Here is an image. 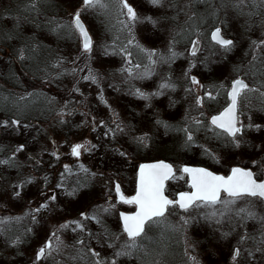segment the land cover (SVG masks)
I'll list each match as a JSON object with an SVG mask.
<instances>
[{
	"label": "rangeland",
	"instance_id": "374dc122",
	"mask_svg": "<svg viewBox=\"0 0 264 264\" xmlns=\"http://www.w3.org/2000/svg\"><path fill=\"white\" fill-rule=\"evenodd\" d=\"M198 1L162 0L160 5H153L150 0H126L138 16L137 20L130 21L127 9L120 0H100L98 5L91 7H83V0H67L69 6L73 5L67 27L71 28V36L79 50H65L66 54L69 52L68 58L59 62L57 67L60 71L65 70V74L59 80H53L56 84L44 81L17 90L23 97L27 94L42 97L51 105L53 114L42 113L44 101L41 100L39 108L31 107L44 116L29 120L36 133L31 137L25 129L19 132L18 123L12 124L11 121V134H1L7 120L0 117V251L4 252L0 264H96L97 261L100 264H115L119 257L115 253L122 248L117 245L119 240L116 233L114 235L108 231L112 230L111 223L117 229L118 210L127 207L116 201L113 182L118 181L126 195L134 194L139 164L165 159L175 168L174 174L166 181L165 193L175 200L176 192L190 189L182 165H202V146L210 153V160L213 159L215 146L202 143V103H197V97L200 95L202 98L204 91L202 59L208 56L202 40V7ZM221 1L234 5V0H218L222 13H227L230 5L224 6ZM236 1L244 8L241 0ZM258 1L260 3L256 4L254 0V8L258 6L263 9L264 0ZM76 13L80 14L91 35L88 51L84 50L81 36L73 23ZM194 18L196 23L187 27L189 20ZM220 26L222 28L221 23ZM223 31H226V27ZM193 39L201 41V47L195 54L189 50ZM204 48L205 53L202 52ZM226 53L224 51L222 54ZM55 58H61L59 51ZM10 63H6L5 59L0 61L5 66ZM57 63L55 61V65ZM14 64L19 67L16 60ZM192 76L197 77V83L192 82ZM126 86L136 90L129 93ZM135 92L145 96L143 102L152 104L147 107L157 108L152 111L157 123L153 130H149L145 124L138 129L133 121L126 120L122 98L128 97L127 101L134 103V99H138ZM138 103L135 104L140 105ZM26 108L29 107L17 108L16 115L26 113ZM173 108L183 109L176 119L168 112ZM205 133L211 136L210 139L223 138L219 133L213 134L208 127ZM171 136L177 140L171 139L169 145ZM28 140L31 145L26 144ZM155 140L158 146L153 150ZM76 143L83 147L80 154L74 156L71 149ZM137 144L144 150L154 152L146 156L149 158L136 159L130 150L122 148ZM26 146L34 148L27 150ZM156 151L159 154H155ZM55 152H60V156H56ZM185 154L198 156V162L184 161ZM40 162L50 164L60 177L64 174L69 176L65 184H61V187L58 185L55 200L45 202L44 207L40 205V168L35 167ZM61 166L65 169L62 170ZM67 170L70 172L67 173ZM216 172L226 174L227 170ZM75 181H85L83 187L87 188L76 186ZM107 196L112 197L108 200ZM223 196L227 195L222 194L220 202L208 204L203 210L200 201L196 202L200 204L199 207L190 206L187 209L180 208L178 204L170 205L163 216L151 221L141 236V239L149 236L153 241L152 247H147L150 264H246L247 260L240 254L263 252L264 200L248 196L223 199ZM61 204H73L77 209H69L58 215L64 211L57 208ZM81 209L85 212L90 209L91 215L80 216ZM237 214L250 226L245 228L254 230V233H242V226L240 234L232 235L226 230L229 224L223 226V221L232 219V222ZM75 217L77 231L70 228V221ZM77 223L81 227H77ZM203 223L212 228L211 241H208L210 250L206 252L202 243ZM65 224L68 226L62 227ZM104 228L108 230L106 237L103 235ZM256 230H259L258 235ZM231 239L232 243L238 240V245H231ZM47 242L51 247L46 248L44 256L37 260V252ZM143 244L142 241L141 252L139 250L142 254L146 253ZM113 246L115 253H112L110 262L106 255L108 248L112 249ZM89 247H93V251ZM234 247L238 248L236 256H233ZM93 252L99 255L93 256ZM133 257L134 252L128 256L129 259ZM166 257L171 262H166ZM191 257L196 260L193 261Z\"/></svg>",
	"mask_w": 264,
	"mask_h": 264
},
{
	"label": "trees",
	"instance_id": "16d2710c",
	"mask_svg": "<svg viewBox=\"0 0 264 264\" xmlns=\"http://www.w3.org/2000/svg\"><path fill=\"white\" fill-rule=\"evenodd\" d=\"M217 1L218 0H207V2H202V40L206 44L205 47L208 54V56L206 55L207 59H202V72L204 73L206 79L211 78L214 80L218 79L216 78V74H213V72L215 73L217 69H219L218 59L220 55H217L219 47L215 44H212L206 34L212 25H215L218 22L219 25L220 23L222 24V28L225 29L226 27V29L230 31V28H233V26L236 24L235 15L237 12L234 11L235 0L233 1L234 5H231V2L226 5L221 1L224 6L230 5V9L227 13H222L220 11L221 9L219 8ZM30 4L31 0H0V61L5 59L6 63L8 61L11 62L10 65L7 66L0 64V78L2 80V85H0V117H4L7 120V126H2L0 124V126L3 128V131L1 130V134H11L12 125L10 124V121H12V118H15L18 120L17 126L19 132H22L23 129H25L26 131H29V137L36 136V133L33 131V125L31 122H29V120H36L38 117L44 118V116H40V111L31 107L35 106L39 108L40 100L44 101L45 99L39 96H33L31 94H27L26 97H23V94L21 92L17 93V90L23 86H35L44 81H52L51 84H56L53 80H59V78L65 74V70L62 69V71H60L57 68L59 67V62H63L68 58L69 52L66 54L65 50L69 51V48L71 50H79L76 45V40L71 36V28L69 26L67 27V24L69 25L68 22L70 10L73 8V5L69 6L67 0H37L36 10L27 11V7L30 6ZM242 4L247 7L253 6L251 0H242ZM224 17L226 18L227 25L224 24ZM85 21L86 23H89L87 22L88 20ZM194 23H196V19H190L187 27L190 28ZM58 51L61 58L56 60L55 56L57 55ZM14 60L18 62L19 67L14 64ZM55 61H58L57 65H55ZM210 73L212 75H210ZM51 78L52 80H50ZM125 89L129 91V93L136 90L131 86H126ZM211 91H213V88ZM108 93L109 95L111 94L110 90H108ZM135 93L138 99L136 100L132 98L135 100L134 103L128 102V97L125 99L122 98V102H124V106L126 108V120L127 122L133 121L135 123L134 126L138 127V129H140L141 124H145L148 125L149 130H153L157 123L152 116V111L157 110V108L147 107L151 106L152 104L143 102L145 96H142L138 92ZM112 95L116 96V94ZM19 102L20 104L17 105ZM136 102H140V105H138L139 103L135 104ZM154 106H156V104ZM22 107H29L26 108L28 111H25L27 114L24 113L16 115L17 108ZM75 108H77V105H75ZM218 108V104L214 103L212 106L210 104L209 109H206V114L213 113L214 111H217ZM47 109H50V111ZM173 109L168 110V112H170V116L173 118H175L177 115V117H179L183 110L180 108ZM41 110L43 114H53L51 105L49 106L46 101H44V104L41 105ZM148 119H152L153 121H147ZM158 125H160L159 122ZM206 127L209 128V125L207 124ZM151 134L153 135L154 132ZM219 135H222L225 140L222 137L210 139L211 136L206 135V133L204 136L202 134V143L205 145H214L216 152V154H213V159L210 160V153H207L205 146H202V155L204 156H202V163L207 165L212 170L226 172V170L228 171L229 166L234 162L233 156L236 148L231 137L223 133H219ZM171 139L174 141L177 140L176 137L170 138L168 140L169 145H171ZM213 140L214 142L212 144ZM155 141L156 142L152 145L153 150L158 146V141ZM26 144L31 145L32 143L30 140H28ZM33 148L34 146L25 147L27 150ZM122 148L126 151L130 150L132 152V156L136 157V159L149 158L146 156L151 155L154 152L153 150H144L139 144H137L135 147L122 146ZM244 148L246 149V147ZM159 150L160 149L157 151ZM157 151L155 154H159ZM218 155L220 159L216 162ZM184 158V161L187 162H198L199 160L198 156L191 157L186 156V154ZM35 167L40 168V165ZM224 198L233 197L223 196V199ZM204 206H206V204L202 202V210ZM219 223L220 222H218V225ZM226 224L229 223L227 220H224L223 226ZM236 227L229 224L227 226L228 229L226 230H228L231 234V229H235ZM246 230L249 233H254V230ZM210 231H212V228L203 223L202 232H204V234L202 233V243L205 244V252L210 250V245L208 244V241H211L212 237ZM258 232L259 230H256L257 235ZM234 234L235 233L232 232V235ZM229 241L231 244V240ZM238 243L239 241L237 240L235 243H232V245H238ZM242 245H244V243H242ZM263 252L255 251L249 255H245L243 253L239 256H243L247 260L246 264H264ZM3 253V251H0V257L4 255ZM3 260L4 258L2 261ZM255 260L257 262H254ZM169 261L171 262V260H168V262ZM227 264L229 263L227 262ZM230 264L233 263L230 262Z\"/></svg>",
	"mask_w": 264,
	"mask_h": 264
},
{
	"label": "flooded vegetation",
	"instance_id": "af4514ba",
	"mask_svg": "<svg viewBox=\"0 0 264 264\" xmlns=\"http://www.w3.org/2000/svg\"><path fill=\"white\" fill-rule=\"evenodd\" d=\"M198 2H199V5L202 7L201 0H199ZM251 2L253 3V6H252L253 8L247 7L245 5H243L244 8H241L238 2L237 1L235 2L234 9L236 8L238 10L235 15L236 24L233 26V28H231V31H228V29H226V31H223V28H221L219 23H217L215 25H212V27L207 32L206 35L208 36L211 43L218 46L219 47L218 52L220 51V53H217V55H220L218 59L219 69H217L215 73L213 72V74H216L217 76L216 78L218 79L217 80H214L211 78L204 79L206 77L204 73L202 72V89L204 91H202V98L199 95L197 99L200 101L199 102L200 105L202 103V126L204 127L202 129L203 136L205 135L207 124L209 125V128L213 131V134L223 133L227 135L226 133L223 132L222 129L215 127L210 122L209 120L210 116L218 113L220 110H222L225 106L229 104V102L231 101V97L229 93L231 91L232 83L235 79L243 80V82L247 84L250 89H252V91L244 92L242 95V98H238V103L236 107V122H237V127H240L241 131L236 137V140H238L239 146H237L235 143L236 151L233 156L234 162L229 166L228 170L232 166H236V165L250 168L254 174V177L258 180H261L262 178H264V95H261V93H264V33H263L264 8L262 9L258 6L254 8V0H251ZM255 2L256 4L260 3L258 0H255ZM252 19H255L256 21H252ZM215 27L220 28L222 35H224L227 38H230L231 41L233 42L230 49L226 51L227 52L226 54H222L225 50L223 48L220 49V46L217 43L213 42L210 38V32ZM200 47H201V41H199V46H198L197 51L200 49ZM202 52L205 53V48ZM225 55H228V56H225ZM211 73L210 75H212ZM196 81H198L197 77H196ZM214 84H215V87H213ZM210 85H213V86H210ZM212 88H213V91H211ZM209 103L211 104V106L214 103L218 104L219 106L218 110L214 111L213 113L206 114V109H209V105H210ZM205 118H206V121H205ZM231 138L233 140V137ZM244 147H246V149ZM55 153H56V156H60L61 154L60 152H55ZM219 159L220 158L218 155L216 158V162ZM56 163L57 165H59V162H56ZM202 165L208 167L207 165L203 163ZM61 168L62 170L65 169L64 166H61ZM74 171L75 170H73V172ZM68 172H70V170H67V173ZM56 174L57 173L54 167H52L50 164L45 165L44 162H40V205L41 204L44 205L45 202L51 203L52 200H55L56 193H58L57 191L58 185L61 187V184L63 185L67 180H69L68 174H64L61 177ZM72 179H73V176L70 177V180ZM116 182L118 181L115 180L113 182V190H114L115 199L116 201L118 200L117 202L126 205L125 207L127 208H124L125 210H118V217H117L118 220L116 221L117 229L113 227L111 223V219H110L109 221L111 225L110 224L109 225L111 226L112 230L108 231L107 229L104 228L103 235L106 237L107 231L114 235L116 233L115 236L119 240L117 245L118 247H121L123 249L124 244L128 243L127 242L128 237H127V234L123 231L122 222L120 220L121 219L120 213L121 212H131L135 210L136 204L135 203H125L123 200H119L117 198V194L115 191ZM75 183H76V186L83 187V184L85 183V181H75ZM120 187H121V184H120ZM83 188H87V187H83ZM121 189H122V193L125 196H130L133 194L132 193L130 195H126L125 194L126 192L123 190L122 187ZM135 189H136V182L134 184V190ZM111 197L112 196H107V199L110 200ZM61 206H63V209H61ZM76 207L77 206L73 204H68V205L61 204L57 208L58 210H64V211L61 213H58V215L67 212L69 209H77ZM50 208L52 210L51 212H53V208L52 207ZM89 208L91 209V211H94L91 206H89ZM90 209H88L86 212L85 210L81 209L80 216L85 217L87 213L91 215ZM46 212L50 214L48 211ZM43 215H47V214L43 213ZM235 216H236L235 217L236 219L233 220L232 222H231L232 219L228 220V223L230 225L238 227V228L236 227L235 229H231V232L235 234L239 233L241 226H242L244 227L242 229L243 230L242 233H244L245 231H247L246 230L247 228L245 227H250V226H248L241 219L240 214H237ZM75 219L76 217L70 221L72 222V226H70V228L74 231H77L76 224H74V222H76ZM155 219L157 218L154 217L152 221H154ZM40 220H43V219L40 218ZM150 222L151 221L145 222V231L147 230L146 228ZM41 231H42V228H40V232ZM241 236L243 235L241 234ZM149 238H150L149 236L146 239H141V237L137 238V244L139 246L140 252H141V245L143 241L144 243L143 246L145 248L146 253L142 254L139 251L138 252L134 251L133 259H129L128 256H119L117 260L115 261V264H150V263H146V258L148 257L147 247L151 248L152 247L151 242H153L152 239H149ZM232 241L233 240L231 239V245H232ZM119 243H123V244H119ZM89 249L93 251V247H89ZM108 249H109V252L106 255V257L111 262L110 259H112V256H113L112 253L114 252L115 247L113 246L112 249L111 248H108ZM235 249L238 250V248L234 247L233 256H236L234 254ZM166 262H168V257H166ZM165 264H168V263H165Z\"/></svg>",
	"mask_w": 264,
	"mask_h": 264
},
{
	"label": "snow or ice",
	"instance_id": "6c2138e0",
	"mask_svg": "<svg viewBox=\"0 0 264 264\" xmlns=\"http://www.w3.org/2000/svg\"><path fill=\"white\" fill-rule=\"evenodd\" d=\"M123 7L127 9L128 19L135 21L138 19L137 13L130 7L126 0H120ZM153 5H160L162 0H150ZM201 2H207V0H201ZM100 0H83L85 7H91L98 5ZM37 7V0H31L30 6L27 7V11H34ZM73 23L76 29L79 30L80 35L84 39L83 48L85 51L90 50L91 41L89 40L88 33L85 31L84 26L80 22V14L76 13L73 16ZM212 40L215 41L225 51L229 50L233 42L228 39H224L221 36V29L216 28L211 33ZM11 38V37H8ZM131 43V42H130ZM193 54L198 45L197 41H192ZM149 59H152V54L149 55ZM154 62V61H153ZM94 77H85L89 79ZM192 82L197 83L196 78L192 77ZM246 91H252L247 84L242 80H236L232 84V89L229 93L231 97V105L225 109L220 116L212 118V124L221 128L228 136L233 137V143L239 146L236 137L241 131L240 127H237L236 122V107L238 98H242V95ZM143 95V94H141ZM264 95V93H261ZM200 101L198 100L197 103ZM12 124H17L18 121H11ZM143 140V138H140ZM191 140V136L188 137ZM22 147V146H21ZM82 145H74L71 149V153L74 156L79 155ZM67 167V166H66ZM183 172L188 173L191 176V187L194 191L190 193H180L179 200H169L163 195L164 180L168 179L172 175V166L163 162L151 165H140L138 172V189L135 197L124 200L125 203H135L138 205V210L133 215L121 214L123 220V231L127 234L128 243H126L121 251L115 253L116 256H130L134 251H139L137 244V238H140L145 232V221H152L154 217L158 218L164 215L168 210V206L179 204L182 209H187L190 206L199 207L197 201L204 204H216L220 202V193L223 191L228 196L233 198H242L244 196L258 197L264 200V181H257L253 178V173L249 170L241 168H232L231 174L227 177L214 175L205 169H193L185 167ZM116 191L119 193V186ZM54 198V197H53ZM123 199V197H121ZM44 207V205H41ZM243 211V209H241ZM83 215V214H82ZM75 223V222H74ZM68 225H62L67 227ZM77 227H81L77 223ZM55 235V234H53ZM51 244L42 247L36 254V259L39 260L45 254V249L50 248ZM93 256H98V253L93 252ZM238 255V252L235 253ZM193 261L195 257H191ZM96 264H100L99 261ZM114 264V262H113ZM198 264V262H196Z\"/></svg>",
	"mask_w": 264,
	"mask_h": 264
},
{
	"label": "water",
	"instance_id": "95a60500",
	"mask_svg": "<svg viewBox=\"0 0 264 264\" xmlns=\"http://www.w3.org/2000/svg\"><path fill=\"white\" fill-rule=\"evenodd\" d=\"M129 6L132 7L131 5H129ZM80 22H81V24L84 26L85 31L88 33L89 40L91 41L90 34H89V32H88V30H87V28H86V25H85L84 21H83L81 18H80ZM216 28H218V27L213 28V29L211 30V32H210V38H211V40H212L211 33H212ZM77 30H78V29H77ZM78 32H79V30H78ZM79 34H80V33H79ZM80 36H81V35H80ZM221 36H222L224 39L231 40L230 38H227V37H225L224 35H222V33H221ZM193 41H197V42H198V40H196V39H194ZM212 41H213V40H212ZM213 42H215V41H213ZM83 43H84V39H83V37L81 36V44H82V46H83ZM215 43H216V42H215ZM198 46H199V42H198V45H197V47H196V49H195V52L197 51ZM190 52L193 53V45H192V43H191V46H190ZM193 77H194V76H193ZM195 78H196V77H195ZM236 80H241V79H235L234 81H236ZM234 81H233V82H234ZM242 81H243V80H242ZM232 84H233V83H232ZM231 89H232V87H231ZM231 102H232V100L229 102V104H228L227 106H225V107H224L222 110H220L218 113H216V114L210 116V118H209L210 122L212 123V118H213V117L220 116L221 113H223V112L225 111V109H227V108L231 105ZM235 116H236V113H235ZM214 126L217 127L216 125H214ZM217 128H219V127H217ZM219 129H221V128H219ZM77 144H79V143H76L75 145H77ZM79 145H80V144H79ZM160 162H163V163H165V164L171 165V166H172V175L174 174V172H175V168H174L173 164H172L171 162L165 160V159H155V160H150V161H143V162H141V163L139 164L138 169H137L136 189H135L134 194H133V195H130V196H125V195L122 193V189H121V187H120V184H119L118 182H116V183H115V191H116L117 186H119V193L116 191V193H117V198H118L119 200H123V201H124V200H127V199H131L132 197H135L136 194H137V189H138V172H139V167H140V165H142V164H143V165H151V164H157V163H160ZM185 167L193 168V169H205V170H207L208 172L213 173L214 175L225 176V177H227L228 175L231 174V169H232V168H241V169L249 170V171L252 172V170H251L250 168H246V167H242V166H237V165H236V166H232V167L228 170V172H227L226 174L221 173V172H216V171H214V170H212V169H210V168H208V167H206V166H203V165L184 164V165H182L181 169H183V168H185ZM252 173H253V172H252ZM186 174H187V176H188V184L190 185V189H189V190H180V191L176 192V199H175V201H178V200H179V198H180V197H179V194H180V193H190V192L194 191V189H192V187H191V176H190L188 173H186ZM172 175H171V176H172ZM171 176H170V177H171ZM170 177H169V178H170ZM169 178H168V179H169ZM253 178H254L255 180H257L258 182H259V181H264V178H262L261 180L256 179V178L254 177V174H253ZM168 179L164 180L163 195H164L166 198H168L169 200H172V199H171V198L165 193V185H166V181H167ZM222 194L227 195V194L224 193L223 191L220 193V196H221ZM121 197H123V199H121ZM178 206H179V204H178ZM137 210H138V205L136 204V209H135V210H133V211H131V212H121V213H120V218H121V214H122V213L125 214V215H133V214H135V213L137 212ZM120 220H121V222H122V226H123V220H122V219H120ZM145 222H146V221H145ZM236 251H237V249H235L234 254L236 253Z\"/></svg>",
	"mask_w": 264,
	"mask_h": 264
},
{
	"label": "bare ground",
	"instance_id": "6f19581e",
	"mask_svg": "<svg viewBox=\"0 0 264 264\" xmlns=\"http://www.w3.org/2000/svg\"><path fill=\"white\" fill-rule=\"evenodd\" d=\"M64 184H65V183H64ZM148 257H149V256H148ZM148 257H147V258H148ZM147 258H146V263H151V261H148ZM189 260H190V259H189Z\"/></svg>",
	"mask_w": 264,
	"mask_h": 264
}]
</instances>
